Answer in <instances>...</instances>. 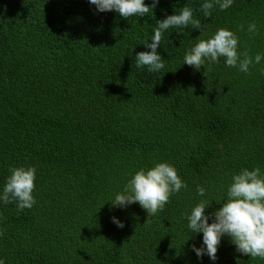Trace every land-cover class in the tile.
Masks as SVG:
<instances>
[{"label":"trees","instance_id":"obj_1","mask_svg":"<svg viewBox=\"0 0 264 264\" xmlns=\"http://www.w3.org/2000/svg\"><path fill=\"white\" fill-rule=\"evenodd\" d=\"M204 2L159 0L126 20L89 0H0V192L10 168L36 169L32 208L0 200L4 264H264L228 236L215 261L192 250L203 234L187 226L191 209L202 200L211 203L206 214L221 207L244 168L264 173V0L217 5L210 17ZM185 6L201 29L165 30L157 49L165 67L137 68L156 21ZM220 28L260 63L248 73L223 58L199 70L183 64ZM159 162L187 184L162 211L148 217L139 203H110L136 171Z\"/></svg>","mask_w":264,"mask_h":264},{"label":"clouds","instance_id":"obj_2","mask_svg":"<svg viewBox=\"0 0 264 264\" xmlns=\"http://www.w3.org/2000/svg\"><path fill=\"white\" fill-rule=\"evenodd\" d=\"M99 12L115 11L120 17H142L153 11L159 0H152L151 5L145 0H89ZM233 0H205L201 5L206 17L211 16L214 6L220 10H226ZM157 27L151 42L145 41L144 45L151 51H141L135 55L137 68L147 66L148 71L158 72L165 65L157 49L160 47L162 34L170 27H187L201 29V22L193 18V10L190 7L181 8L179 14L167 15L163 20H157ZM243 29V25L240 26ZM249 33L256 34L257 27L253 22L248 26ZM238 38L230 30L220 28L208 39H199L184 55V63L199 70L205 64L219 63L224 59L226 67H237L239 71L248 73L249 67L260 63L262 56L257 54L254 58L247 52H238ZM3 191L0 192V200L5 204L16 203L19 211L30 209L36 203L33 191L35 189L36 169L34 167H12L9 169ZM181 188H187L177 174L174 166L167 162L156 163L149 169L141 168L136 171L124 186L123 192L115 195L110 202L113 206L125 208L133 203L146 210L148 217L162 211L174 193H179ZM197 194L204 196L206 191L197 186ZM222 206L210 214H206V208L211 203L200 201L187 215L188 228L194 234H203V244L197 248L194 244L192 250L197 257L202 258L207 254L211 260L217 259L218 245L223 236H228L236 246V251L249 255L251 258L264 260V173L259 167L254 170L242 169L234 174L227 188V198ZM209 215L214 217L209 223ZM113 223L119 228L124 224L112 217ZM148 221V220H147ZM147 221L145 223H147ZM3 235V233H0ZM0 264H4L0 260Z\"/></svg>","mask_w":264,"mask_h":264}]
</instances>
